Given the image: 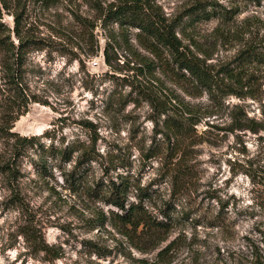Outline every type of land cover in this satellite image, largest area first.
I'll return each mask as SVG.
<instances>
[{
	"label": "rangeland",
	"instance_id": "obj_1",
	"mask_svg": "<svg viewBox=\"0 0 264 264\" xmlns=\"http://www.w3.org/2000/svg\"><path fill=\"white\" fill-rule=\"evenodd\" d=\"M117 1L54 0L45 7L40 0H12L7 1L8 11L1 8V29L12 30L9 13L22 12L21 32L39 46L28 51L22 69L23 88L35 102L11 131L41 136L40 142L54 150L41 154L35 147L16 161V174L10 177L2 167L12 160L11 148L0 140V264H234L261 243L264 175L258 172L252 181L236 158L255 159L264 132H238L246 151L238 155L231 148L234 135L217 130L228 124L232 105L242 104L254 118H261L260 106L234 97L213 103L201 88L172 76L138 45V29L103 22L102 13ZM200 1L241 6V14L230 23L211 20L196 26L200 37L213 42L216 27L232 34L211 45L213 64L233 59L242 46L235 36L244 20L250 19L252 32L264 34V0L153 3L172 18ZM23 4L22 11L16 7ZM10 37L14 39L12 33ZM107 42L116 43L118 60L111 67L103 57ZM140 58L150 62L149 70L138 64ZM4 59L0 53V110L8 94ZM165 94L173 107L164 103ZM162 104L170 108L169 115L182 107L199 121L196 134L189 130L190 138L178 153L185 169L177 183L171 181V154L160 133L164 116L154 108ZM119 177L132 186L130 203L136 201L137 188L147 190L143 205L165 225L157 243H137L142 250L107 222L101 224L100 214L108 217L110 209L99 199L103 185ZM35 242L48 246V254L38 252ZM168 244V253L158 257Z\"/></svg>",
	"mask_w": 264,
	"mask_h": 264
},
{
	"label": "trees",
	"instance_id": "obj_2",
	"mask_svg": "<svg viewBox=\"0 0 264 264\" xmlns=\"http://www.w3.org/2000/svg\"><path fill=\"white\" fill-rule=\"evenodd\" d=\"M7 1L12 0H0V19L1 8L5 11L9 9ZM40 1L43 6L48 7L54 0ZM153 1L118 0L116 4L102 13L103 22L118 24L124 22L138 29L136 39L144 51L158 58L164 69L172 76L204 90L213 103H218L227 97H234L240 102L250 99L257 103L260 106L261 118L250 117L242 104H235L229 109L228 124L224 128H217V130L225 131L226 134L234 135L235 142L231 147L233 152L238 155L246 154L242 137L237 133L242 132L244 136L247 132L254 135L264 132V99H262L264 90H261L264 86V34L252 32L254 26L249 23L250 19L244 20L240 25L242 31L235 36L242 46L230 62L218 66L210 62L212 60L211 45H215V40L230 39L232 34L224 33L222 28L216 27L211 34L215 39L213 42L206 37H200L196 32V26L211 20H218L221 24L230 23L236 15L241 14V6L231 4L227 7L216 1H200L169 18ZM16 7L22 11L25 9V4ZM9 14L13 17V29L0 28V53H3L5 57L3 85L8 93L0 110V140L9 143L12 157V160L2 167V171L14 177L16 161L23 158L27 152L36 147L35 152L39 151L42 154L53 151L54 147L51 145L46 148L40 142L41 136H19L11 131L19 117L27 112L28 105L35 102L23 88L22 69L26 64L28 51L39 49V46L38 41L25 37L21 32L23 13L10 12ZM4 31L8 33L7 36L1 35ZM11 33L14 39H11ZM115 45V42H107L103 48L104 62L109 67L113 59L118 60L114 53ZM132 55L135 58L139 57L134 51ZM139 61L141 63L138 64H141L142 68L147 69L150 65V62L144 58H140ZM138 70L141 71L139 68ZM257 72L258 76L255 75ZM163 101L171 105L173 100L165 94ZM154 108L159 115L164 116L160 133L164 139L165 149L171 154L169 162L171 181L177 183L181 181L185 169L183 158L178 153L184 141L190 138L189 130L191 129L196 134L194 127L199 121L194 113L190 110L185 111L182 107H179L180 110L175 109V115L167 113L170 108L166 110L165 104L154 106ZM85 156L86 153L82 154L81 158L84 159ZM173 159H175L174 162ZM236 160L243 173L247 174L252 181L259 177L258 172L264 175V145L261 146L255 159H245L239 162L237 157ZM130 187H132L131 184L124 177H119L118 181L110 180L103 185L99 199L106 206H110V209L108 217L100 214V219L101 224L107 222L118 234L128 238L135 248L142 250L137 243L146 239L151 240L153 244L157 243L161 240L160 234L165 225L152 216L143 205V202L149 198L147 190L137 188L136 201L128 202ZM260 241V245L253 246L250 252L239 255L234 264H264V234ZM35 243H37L38 252L48 254V246ZM170 248L171 244H168L159 251L158 257L168 253Z\"/></svg>",
	"mask_w": 264,
	"mask_h": 264
}]
</instances>
